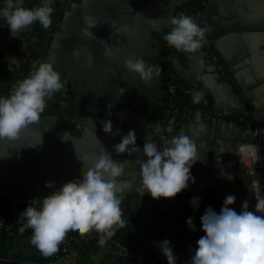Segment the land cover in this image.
Instances as JSON below:
<instances>
[{
    "label": "water",
    "instance_id": "1",
    "mask_svg": "<svg viewBox=\"0 0 264 264\" xmlns=\"http://www.w3.org/2000/svg\"><path fill=\"white\" fill-rule=\"evenodd\" d=\"M194 1L77 0L63 11L42 61L53 62L61 78H66V88L48 100L39 123L27 126L16 140L0 139V188L12 203L23 204L27 199L36 203L53 188L59 190L61 186L80 182L83 165L79 159L87 158L91 164L103 146L114 159L121 162L127 159L133 167H126L127 175L121 178L130 182L122 196L140 189V182L132 179L139 176L133 165L136 154H117L113 146L130 129L135 130L141 148L146 136L159 137V143L162 136L172 134L165 131L163 124L146 116L152 109L151 101H141L132 95L129 90L132 80L141 83V88L148 83L128 71L124 59L136 55L158 67L160 59L152 56H160V51L151 49L148 53L147 44L158 43L152 35L169 31L170 17ZM205 7L190 14L196 23L208 29L201 50L196 54L176 50L172 59L177 84L212 92L214 111L219 113L203 121L206 129L211 126L210 141L199 140L197 145L200 151L209 150L210 155L203 160L200 153L191 173L194 177L219 175L226 164L239 158L242 146L255 144L264 196V138L256 140L250 136L243 123V118L250 114L259 126H264V0H208ZM85 16L94 19L96 25L91 30L95 37L83 36L82 29L87 27ZM101 40L112 48V57L104 55L105 43ZM244 48L251 51L254 66L249 71L253 76L246 80L236 74L233 65L234 55ZM73 50H79L80 56H74ZM88 53L93 56L91 65ZM156 78L157 82L165 80V70ZM59 93L70 96V102L58 103ZM163 93L169 95L167 84ZM69 108L89 115L69 119L56 116L55 111ZM106 120H111L113 133L119 130V135L103 131ZM187 127L199 130L196 121ZM185 130L183 126L177 133ZM204 131L196 136L204 137ZM46 181H53V188L46 187ZM251 183L252 178L236 197L234 209L238 213L247 200Z\"/></svg>",
    "mask_w": 264,
    "mask_h": 264
},
{
    "label": "clouds",
    "instance_id": "2",
    "mask_svg": "<svg viewBox=\"0 0 264 264\" xmlns=\"http://www.w3.org/2000/svg\"><path fill=\"white\" fill-rule=\"evenodd\" d=\"M53 2L40 0L39 6L29 8L23 5V0H4V5L0 7V18L6 21L12 36L35 22L47 29L53 22ZM84 21L87 27L82 29L83 36L95 37L91 30L96 25L94 19L85 16ZM169 24L170 31L163 37L169 47L190 54L201 50L207 26H200L183 12L171 16ZM103 42L106 45L104 55L112 57V48L107 46L106 41ZM80 54L79 50H73L74 56L79 57ZM87 60L91 65V53H88ZM124 65L146 84L162 71L136 55L125 58ZM66 85V78H61V72L52 61H34L29 75L17 81L8 96H0V139L16 140L27 126L39 123L48 100L65 89ZM121 89L122 94L124 89ZM204 95L203 91H194L192 102L201 103ZM194 119L199 131H204L206 125L199 111H196ZM102 128L105 133L120 134L119 130L113 133L111 120H106ZM165 131H174L172 120ZM161 141L158 143L146 136L141 148L137 145L135 130L130 129L113 148L117 154H136L133 165L138 168L139 187L143 195L148 193L154 199L174 198L190 183H195L191 169L200 159V154L196 141L184 131L162 136ZM79 160L83 165L80 182L56 190L53 181H46L45 186L53 188L51 193L35 204L29 203L20 213L24 223L19 231L23 233L27 228L32 229L30 243L46 260L59 254L69 234L83 235L95 230L100 234L98 242L103 246L115 235L117 228L125 225L121 202L130 182L121 178L127 175L128 160L121 162L114 159L104 146L91 164L87 158ZM132 179L135 180L136 176ZM235 200L234 195L228 194L219 212L211 206L205 209L200 217L204 235L197 240L196 248L186 264H264V196L256 199L254 211L249 210V202L245 200L238 213L231 207ZM190 205L194 211L198 209L200 197H192ZM194 220L195 217L191 216L186 221L192 231H196ZM154 244L166 257L167 264H177L170 240L163 239Z\"/></svg>",
    "mask_w": 264,
    "mask_h": 264
},
{
    "label": "crops",
    "instance_id": "3",
    "mask_svg": "<svg viewBox=\"0 0 264 264\" xmlns=\"http://www.w3.org/2000/svg\"><path fill=\"white\" fill-rule=\"evenodd\" d=\"M39 4L40 0H23V5L25 7L31 8L39 6ZM62 11H65V9ZM55 15V12H53L52 18L55 17ZM52 21V25L47 29L43 28L39 22H35L28 28L14 33L12 36L6 21L0 18V62L8 65V69L15 70L19 81L29 75L34 61H42L46 46L57 28L53 27L54 20ZM59 21H61V19H59ZM59 21L55 22L58 24ZM166 33H168V30L165 31L164 35ZM164 35L163 33H154L152 36L158 39V43L152 45L149 43L147 44L148 53L151 49L156 52L160 51V56L151 55L157 60L161 58L165 42L163 39ZM225 64L230 68L229 64ZM252 64L253 60L249 49L244 48L234 55L233 65L236 67L235 72L243 80L253 76L249 72L254 67ZM156 77L143 88L139 87L141 83L132 80V85L129 89L132 95L137 96L139 100L151 101L152 109L145 113L146 116L156 115V113L164 110L167 105L168 96L163 93L166 87L165 80L162 79L157 82ZM151 83L153 85H151ZM5 84L8 83L6 82ZM0 89L1 96L9 95L5 93L2 86ZM194 91H203L205 94L204 100L199 104H194L192 102L191 97ZM93 94L97 95V93ZM178 102L186 121L183 124L173 126L174 131L171 134H178L177 130L185 126V133L192 136L196 143L204 139L209 142L211 126L205 129L204 137H199L196 136L199 130L194 131L188 129L187 125L195 121L194 117L196 111L201 113L203 121L210 119L214 115H219L218 112L216 113L214 111L215 100L213 93L206 89L179 86ZM96 114L101 115L99 113ZM215 130H218L217 126ZM154 139L156 141L160 140L159 137ZM198 151L199 154L201 153L203 160L210 155L209 150L200 151L198 148ZM239 157H241V154H239ZM238 165L240 166L241 162ZM127 167H132L130 162H128ZM225 168L226 167H224V173L226 172ZM136 169L138 170V168ZM258 169L260 171V178L261 169L260 167ZM217 176L218 175L211 177L216 178ZM250 177L252 176L250 175ZM250 177L240 174L231 176V178L229 177L222 181L218 179L207 182L208 176L198 175L195 176L194 184L190 183L186 190L178 193L174 198L161 197L159 199H154L148 193L143 195L140 189L128 196H122L121 208L123 212H131L129 222L123 227H120L119 237L123 244L122 247L107 243L101 246L98 243L93 246L92 249L84 250L81 248L80 244L73 243L68 253H61L59 250V254L56 257L51 260H46L41 256L35 246L30 243L31 232L17 234L13 237L0 235V264H137L141 260H138L136 255L141 253L145 257L150 254L154 242L168 239L174 246H181L187 242L186 239L191 230L186 223L188 217H195L194 223L196 227H199V235L197 236L199 239L204 235L201 230L200 217L203 215L205 209L211 206L215 211L219 212L226 195L232 194L237 197V195L244 190L243 185ZM135 181H139V176H136ZM251 184L247 188V195ZM192 186H194L195 190ZM195 196L200 197V207L194 211L193 207L190 205V200ZM0 197H7L4 190L1 188ZM235 205L236 200L231 207L234 208Z\"/></svg>",
    "mask_w": 264,
    "mask_h": 264
},
{
    "label": "built area",
    "instance_id": "4",
    "mask_svg": "<svg viewBox=\"0 0 264 264\" xmlns=\"http://www.w3.org/2000/svg\"><path fill=\"white\" fill-rule=\"evenodd\" d=\"M59 1L60 0H54V2H59ZM62 1L65 3L64 8H67L69 5H71L73 2H75L77 0H62ZM207 2H208V0H202L201 3L198 2V5H200L201 8H203L207 4ZM196 5H197L196 3L186 5L183 8L178 9L176 15L181 13V12H183L187 15H190V14L194 13L195 10L197 9ZM175 51H176L175 48L169 47L167 42L166 41L164 42L161 58L159 61V66L161 69L165 70V74H166L165 83L167 84V88L169 91V95L167 98L168 99L167 105L164 108L162 113H156V115H151L152 116L151 118H149V116H148V118L150 120L158 121L161 124H163L165 127L168 125L170 120L173 121V126L183 124L186 121V119L184 118V116L182 114L181 107H180L179 102H178L179 85L177 84L176 75H175L173 67H172V59L174 57ZM17 81H19V79H17L16 82ZM13 85H12V87H13ZM2 87L4 88V86H2ZM12 87L11 88L5 87L4 88L5 93L9 94L10 91L12 90ZM0 91H1V89H0ZM223 114H227V113H223ZM243 123L245 125L246 132L250 136H253L256 140L260 136H262L264 138V126H259L250 114H248L245 118H243ZM237 160H239V158ZM256 166H258V165H256ZM256 166L253 167L254 169L251 170L252 175L255 174ZM256 180H260V178H257V177L252 178V183ZM256 199L250 203V210L254 207V205L256 203ZM22 211H23V209H21L19 207L18 208L14 207V209H12L10 214L6 215L5 217H0V232L5 233V235L7 237L16 236L17 234L15 231V227L16 226H22V224L24 223V218L22 216H20V213ZM123 216L125 219V224H127L130 220L131 212H123ZM198 230H199V227L198 228L196 227V231L190 230L189 235H190L191 239L195 242V245L189 251L177 248L173 245L174 246V252L177 256V264H186L187 261H190L191 255L196 248V242L198 239L197 238ZM117 231L118 230L116 229L115 235L108 240L107 244H113V245H116L118 247H122L123 244L120 240V237H119ZM90 235H92V237H96L99 240L100 234H98L95 230L90 231L87 234L79 235V237L83 240H87ZM72 245H73L72 239L70 238V234H69L65 240V243L61 246L62 251L64 253H68L70 251ZM136 257L138 260H142L144 255L139 253L136 255ZM146 264H167V260H166V257L160 252L158 247H156L154 245V248L152 250V256L146 262Z\"/></svg>",
    "mask_w": 264,
    "mask_h": 264
},
{
    "label": "trees",
    "instance_id": "5",
    "mask_svg": "<svg viewBox=\"0 0 264 264\" xmlns=\"http://www.w3.org/2000/svg\"><path fill=\"white\" fill-rule=\"evenodd\" d=\"M199 0H197L198 2ZM4 5V0H0V7H2ZM62 16H63V11H62ZM5 76V78H4ZM18 79V75L16 73L15 70H10L8 69V65H6L5 63H1L0 62V87L1 86H4V88H11L12 85L16 82V80ZM8 83V84H5V83ZM5 84V85H3ZM163 110H161L159 113H162ZM250 177V176H249ZM252 178V177H250ZM35 204V200L34 199H27L26 202H24L23 204H14L12 203L8 197H0V217H5L6 215L10 214V212L12 211V209H14V207H19L21 209H25V207L29 204ZM21 226H16L15 227V231H16V234H23V233H29L31 232L32 233V230L27 228L23 233H21L19 231V228ZM198 228V226H197ZM117 233L118 235L120 234V228H117ZM0 235L1 236H6L5 233L3 232H0ZM199 235V234H198ZM197 235V236H198ZM70 238L72 239V244L75 243V244H80L81 245V248L84 249V250H88V249H92L93 246H95L96 244H98L99 240L96 238V237H92V235H90L88 237L87 240H83L79 237V234L77 235H72L70 234ZM187 242H185L184 244H182L181 246H175L177 248H180V249H184L186 251H189L194 245H195V242L191 239L190 235L188 234L187 236V239H186ZM155 245V244H154ZM154 245L152 246V249L150 251V254L146 255L144 258H142V260L137 263V264H145L149 259L150 257L152 256V250L154 248ZM61 253H64L62 251V248L59 249Z\"/></svg>",
    "mask_w": 264,
    "mask_h": 264
},
{
    "label": "rangeland",
    "instance_id": "6",
    "mask_svg": "<svg viewBox=\"0 0 264 264\" xmlns=\"http://www.w3.org/2000/svg\"><path fill=\"white\" fill-rule=\"evenodd\" d=\"M64 2L62 1V0H60L59 2H54L53 4H52V6H53V8H54V12H55V17H53L52 18V20H54V28L55 27H57V23L56 22H58L59 21V19H62V10H64V9H66V8H64ZM69 8V7H68ZM55 18V19H54ZM56 21V22H55ZM60 22V21H59ZM52 29V28H51ZM50 29V30H51ZM256 149V148H255ZM257 154H256V160H257ZM256 160H252L251 158H250V156L249 155H242L241 154V157H239V161L241 162V165L239 166H237L234 170L235 171H232V173H230V178H231V176H235V175H240V174H243V175H248V176H252V178H254V177H257V178H259V176H260V171H259V167L257 166L256 167V169H257V171H256V169H255V174H251V170L252 169H254L253 167H255L254 165H256ZM258 164L257 165H259V162H257ZM255 184V183H254ZM192 188L195 190V188H194V186H192ZM248 195L251 197V196H253V188L250 186V188H249V193H248ZM255 199L253 198V200L252 201H254ZM251 203V202H250Z\"/></svg>",
    "mask_w": 264,
    "mask_h": 264
},
{
    "label": "bare ground",
    "instance_id": "7",
    "mask_svg": "<svg viewBox=\"0 0 264 264\" xmlns=\"http://www.w3.org/2000/svg\"><path fill=\"white\" fill-rule=\"evenodd\" d=\"M256 148V149H255ZM239 154H242V155H249L250 158L252 160H256V154H257V147L255 146V144H247V145H244L240 148V150L238 151ZM258 157V155H257ZM257 162L258 161V158L256 160V165L258 164ZM240 162L238 160H235L231 163H228L226 164L224 167L225 168V173L223 172L222 174L218 175L216 178H213V177H208L207 179V182H212V181H215V180H225V179H228L230 177V173L234 170L235 167L238 166ZM254 165V166H256ZM224 171V169H223ZM224 174V175H223ZM255 183V184H254ZM251 187L253 188V196H247V201L250 203L252 202L253 198L256 199V198H259L262 196V191H261V180H256L254 181L252 184H251ZM255 206V205H254ZM252 211L255 210V208L253 207L251 209Z\"/></svg>",
    "mask_w": 264,
    "mask_h": 264
},
{
    "label": "flooded vegetation",
    "instance_id": "8",
    "mask_svg": "<svg viewBox=\"0 0 264 264\" xmlns=\"http://www.w3.org/2000/svg\"><path fill=\"white\" fill-rule=\"evenodd\" d=\"M199 3H201L202 2V0H199L198 1ZM198 2H197V0L196 1H194L193 3H191V4H197L196 6H197V9L198 8H200L201 10H204L206 7H203V8H201V6L200 5H198ZM196 9V10H197ZM157 60V59H156ZM71 97L70 96H68V97H63L62 95H61V93H59V95L57 96V102L58 103H61V102H63V101H66V102H70V99ZM55 113H56V115L58 116V117H62V118H65V119H69V118H72V117H75V116H77V115H89L88 113H78V112H76V111H72L70 108L68 109V111H55ZM149 116V115H148ZM152 116L150 115L149 116V118H151Z\"/></svg>",
    "mask_w": 264,
    "mask_h": 264
}]
</instances>
